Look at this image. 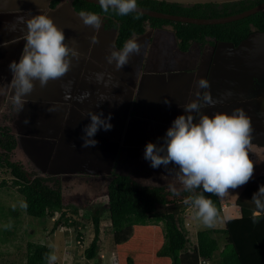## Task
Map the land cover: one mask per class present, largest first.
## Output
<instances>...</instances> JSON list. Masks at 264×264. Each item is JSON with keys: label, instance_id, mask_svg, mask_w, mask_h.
<instances>
[{"label": "trees", "instance_id": "obj_1", "mask_svg": "<svg viewBox=\"0 0 264 264\" xmlns=\"http://www.w3.org/2000/svg\"><path fill=\"white\" fill-rule=\"evenodd\" d=\"M262 1L264 0L182 3L170 0H137V5L171 14L212 18L244 11ZM47 7L50 11L56 9L57 13H61L63 17H66L67 14L78 16L82 10L97 13L103 20L102 31L113 30L115 32L113 44L117 50H121L124 43L131 38L146 34L149 29L152 30L154 35L151 37V46L142 61L140 73L144 88V91L141 92L144 100L141 99V102L143 105L151 104L152 107L148 109L146 106H141L142 108L138 110L132 106L130 109V112H133L134 109L137 112L148 114L141 120L138 117L137 121L132 124L133 129L130 135L137 137V143L141 140L138 136L143 133L150 134L152 137L158 134L162 137L159 142L164 143L166 131L177 116L175 114L179 108L177 103L180 101L184 105L196 99H194V95L198 91L196 82L201 78L209 79V72L220 64L223 54L228 49L231 51L240 50L241 45L244 42H249L251 37L264 34V9L230 22L194 24L155 18L138 12L119 16L110 9L108 13H103L99 4L85 0H49ZM75 22L74 24H76ZM2 37L3 34L0 33V40L3 39ZM14 50H10L6 56H2L3 59L7 57L6 65L11 63ZM172 53L183 56L188 64L187 66L181 64L179 68L174 67L167 70L168 72H182V74L176 81L173 80L170 85H166L167 72L161 74L156 69L155 63L160 57H166ZM185 70L188 72H184ZM147 71L148 73H144ZM202 73L203 75H201ZM160 76L165 78L163 84L156 81V78ZM254 80L260 85L258 77L252 78V82H255ZM142 87L140 86V89ZM257 99L258 97L249 96L248 98H231L230 100L234 103L244 101L243 103L247 105L246 112L249 115H262L263 106L258 103L253 105ZM165 100L170 101V104H165L163 102ZM241 103L238 106L240 109L242 108ZM221 108L224 106L219 107L218 103L212 107L206 106L205 110L201 111L202 113L209 111L215 113ZM181 110V115H186L183 107ZM22 112L26 115L29 123H32V126L28 128L29 133L25 134L20 130V134H16L11 131L10 127L0 125V171L2 174L9 175L8 178H10V181H7L3 177L0 180V186L8 185L23 196L28 216L52 219L53 225L50 229L52 233L58 226H73L76 237L80 239L86 227L77 219L66 216L63 191L59 179L56 177L58 175L44 176L31 171L15 156L16 147L20 146L19 138L23 136L33 144L41 139L43 142L51 143V147H55L56 138L50 140L45 136V133L46 130H54L56 126H61V123H46L44 119L46 112L43 115L40 112L38 115ZM76 115L82 116L79 112ZM155 118L163 119L160 126L165 128L156 127L155 129L152 126V119ZM147 121L149 122L147 123ZM70 127L74 128L71 125ZM68 128L63 129V132ZM99 170L101 169L93 170L89 167L88 171L80 172L83 174L95 171L94 175H85L83 182L94 181L97 177H101L96 174V171ZM105 175L107 177L105 205L99 204L100 206L92 208L90 205V211L87 209L80 211L85 219L91 221L93 231L92 239L84 250L86 259H93L98 253L101 222L104 220L103 213L107 210V217L110 221V238L117 248L132 237L135 225L147 222L162 223L163 243L155 250V254L157 257H168L171 260L169 263L163 261V264H264V210L257 209L252 200L253 195L258 192L261 186H264V173L254 174L234 197L233 204L238 208L237 217L226 219L223 228L196 229L193 235H190L191 231L187 229L189 223L186 220L194 211L190 205L184 203V200L190 195L203 194L213 201L219 214L218 217H221L226 208L221 197L203 193L202 188L194 189L191 192L179 188L174 193L162 185L141 184L126 174L111 173L108 175L106 173ZM71 212L77 216L80 215L74 207ZM57 213H59L58 217H56ZM254 214L256 215L255 223L253 222ZM77 225L79 229H77ZM25 249V264H48L45 257L46 254L51 253V249L47 245L28 241ZM127 260L128 258L125 259V261ZM55 264L59 263L55 262Z\"/></svg>", "mask_w": 264, "mask_h": 264}, {"label": "rangeland", "instance_id": "obj_2", "mask_svg": "<svg viewBox=\"0 0 264 264\" xmlns=\"http://www.w3.org/2000/svg\"><path fill=\"white\" fill-rule=\"evenodd\" d=\"M3 1L8 2V0H0V33L3 34V39L0 40V62L5 59L7 60V57L3 59L2 56H6V54L9 53L10 50H14L15 47L21 48L22 42L24 44L25 37L17 41V38L14 40L12 39L14 35H22L27 31L26 24L15 20L14 14H12V19L18 25L15 26V24L10 23L9 17L8 20H6L3 16V20L1 21V14L4 13L1 11L5 9V6L1 5ZM27 1H30V7L33 8V3L46 5L49 0ZM36 12L37 14H44V11L40 8H38ZM47 15L50 18L60 20L58 22V27L64 31L66 38L65 42L68 43L69 46H73L72 41L74 40L75 47L81 50L82 48H79L81 45L93 39L98 55H96L94 51L95 57H92L91 54L89 57V47H87L84 54L80 55L79 59L76 60V62L82 63L78 75L82 76L84 74V77H86L85 80L81 82V86H76L74 82L75 78L70 79L67 78L66 75L60 80L50 81L44 88H40L39 82L35 83L32 97H27V102L22 101L25 105L23 111L35 115H38L39 112L43 115V113L46 112L44 115L46 123H61L62 130L68 128V126L70 127V125L74 128L72 130L59 132L56 137L57 144L55 147H51V143L49 142L39 141L33 144L27 139L20 141V146L18 145V147H16L17 150L15 149V156L20 162L27 165L28 169L31 171H35L44 176L58 175L56 177H58L63 191V199L66 204V208H64L66 216L77 219V221L82 223L86 228H84L82 238L80 239L76 237V231L73 226H58V228H60L52 233L50 229L53 225V220L47 217L34 218L28 216L25 211L23 196L17 193L12 187L5 185L0 189V264H25V248L28 241L47 245L51 249V253H55L57 256L55 262L59 264H163V261H168L169 263L171 260L168 257H157L155 254V250L163 243L162 223L154 224L152 222H147L145 224L135 225L132 237L117 248V245H115L110 238V221L107 217V210L103 213L104 220L101 222L98 253L93 259H86L84 250L92 239L93 231L91 221L85 219L80 212L86 209L90 211V205L91 208L105 205L107 200L105 194L107 181L106 173L108 175L111 173L126 174L141 184L162 185L169 190L171 189L170 186L175 187V189L184 188L179 177L175 175V173L178 172L175 165L169 164L167 169L164 166L154 169L150 166V161L144 159V151L147 143L151 142L157 146L163 144L159 142L162 138L160 135L156 134L152 137L150 134L143 133L138 136V138L141 139L138 143L137 137L130 135L133 129L132 124L137 121L138 117L141 120L143 117L148 116L146 112L140 113L134 109L133 112H130L131 107L133 106L135 109L141 106H146L148 109L152 107L151 104L143 105V102L134 105V97L137 98L138 96L139 99L141 97V99L144 100V96L140 91L138 78L140 77L141 79L142 74L139 76V73H141L142 61H144V58L147 56L146 52L151 46L150 41L154 34L152 30L149 29L146 34L144 33L131 38L130 40H135L141 45V52L139 55H132L129 64L117 71L115 70L114 64H107L105 59L106 55H108L113 48L117 50L113 44L115 35L113 30L104 32L100 29L97 31L91 27L85 26L82 22L78 23V21L72 17L67 21L63 16L60 18V14L57 13L56 9L53 11L49 10ZM78 18H80L79 15ZM74 22L76 24H74ZM17 30L20 31L19 34H16ZM12 34L13 36H11ZM254 40L259 41L261 44L259 48L260 52L263 54L262 59L264 62V38L253 37L250 43L252 44ZM256 46L258 47V45ZM226 52L231 55L228 56L229 59L227 61H221L219 67H222L224 70L226 67L231 66L232 70L229 73L230 77L228 79L224 77L221 78L218 69H213L209 72L210 76L208 77V81L211 85L209 91L212 97L214 99H219L225 92L231 91L232 95L224 99L223 103H219V107H225L224 111H229L231 107L234 108V101H231V98L242 99V97L248 98L249 96L252 98L258 97L255 101L261 99V105L264 110V91L262 92L261 86L258 85L255 80V82H252V78L256 79L258 73L253 72L254 75H252L251 80H247L250 76H247V74L252 72L250 69L251 67L248 66L250 64V61H248L249 57H239V51H231L230 49ZM21 54L22 51H15L10 62H18ZM232 56L233 60L230 61ZM234 59L238 60V62L243 59L248 68L244 67V65L241 66L242 64L234 65L236 61ZM84 63H87L86 66ZM100 64L101 67L99 66ZM243 69H246L247 72L244 73ZM69 72L74 73V68L72 67ZM160 72L161 74L167 72L166 85H170V82L173 80L176 81L182 74V72L176 73L166 70H160ZM184 72L187 73L188 70ZM95 73H104L105 80H115V82L112 83L113 85H111V91L109 90V98L104 97L102 99L104 106L102 107L103 111H100L103 112L104 115H111L109 122L112 128L109 131L101 129L92 137V139L97 141L95 147L82 148L81 145L83 140L81 136L83 132L78 122L84 120L85 125L90 122L89 120L87 122L86 116L76 115V110H86L84 113H87L89 109L87 110L85 105L79 102L76 97L82 95L80 94L81 89L87 88L88 79L94 81V85L90 88L91 91L100 88L95 85ZM144 73H148V71ZM201 75H203V73ZM262 76L264 77V75ZM260 77L261 75L258 79ZM77 80H79V78H77ZM69 82H71L70 91L66 93L62 85H68ZM195 98L196 95H194V99ZM70 99L74 100V104L71 103ZM91 99H93V97ZM49 103L51 104L48 106ZM90 103L91 101H87V104ZM182 105L180 101L177 103L179 108L178 112L175 113L177 115L176 118L181 115L180 111ZM91 107L93 108L92 105ZM49 108H53L55 111L49 113L47 111ZM203 109L205 110V107L202 108V110ZM204 114L210 116L214 113L209 111ZM246 115L249 117L252 124L251 143L248 147V156L254 164V174H257L259 170L263 174L264 111L262 115H249L247 112ZM25 119L26 115L20 111L14 103V87L11 73L8 72V65L2 62L0 63V125L3 124L10 127L13 133L17 134L21 130L22 133L26 134L29 133L30 130H28V128L32 126V123L25 124ZM58 120L59 122H57ZM148 122L149 121H147V123ZM162 122L163 119L161 118L152 119V126L155 129L156 127H164L160 126ZM41 123L43 125L42 119ZM51 151L53 152L50 154ZM89 167L93 168V170L97 168L101 169L96 171V174L101 177H99L100 179L97 177L94 181L88 180L85 183L83 182L85 175L95 174V171L81 174L83 171H88ZM168 169H173V173L170 174ZM8 176L7 174H2L0 171V180L4 177L7 181H10ZM241 188L242 186L236 189H230L228 194L221 197L222 202L226 205L232 204L234 197ZM73 207L78 210L77 213L80 215L77 216L71 212ZM234 211L235 210L227 209V216H224L225 211L224 214L222 212L221 217H218L214 227L223 228L224 220L237 214V211L236 214ZM58 215L59 213L56 214V217H58ZM186 221L189 223L187 229L191 231L190 235H193L196 229H209L205 228L194 218V213H191ZM80 223L79 225H81ZM77 229H79L78 225ZM64 255L65 257L62 259ZM126 258H128L127 261H125Z\"/></svg>", "mask_w": 264, "mask_h": 264}, {"label": "clouds", "instance_id": "obj_3", "mask_svg": "<svg viewBox=\"0 0 264 264\" xmlns=\"http://www.w3.org/2000/svg\"><path fill=\"white\" fill-rule=\"evenodd\" d=\"M103 13L111 9L119 16H127L137 12V0H98ZM79 17L85 26L100 30L103 20L94 12L80 11ZM26 24L25 43L19 61H12L9 70L12 73L14 87V103L20 111L24 109L22 101L27 100L34 90V81H39L44 88L50 81L62 79L72 67V58L79 59L80 53L75 47L66 43L64 31L47 15L37 14L28 19L21 18ZM95 42V41H93ZM141 45L135 40H128L121 50L113 48L105 59L119 71L129 64L132 55H139ZM104 73H95L96 81H104ZM70 84L62 85L65 92L70 91ZM211 85L207 79L196 82V99L182 105L186 115L178 116L166 131L164 143L157 146L147 143L144 159L150 161L152 168L173 164L178 169L177 175L186 191L202 188L203 193L210 196L224 197L230 189L245 185L254 175V164L249 159L248 147L251 143L252 124L243 109L236 108L231 114L216 112L212 116L202 113V108L223 103L231 96L225 92L219 99H214L209 91ZM204 90V91H200ZM84 92L76 99L83 102L89 97ZM67 98V96H66ZM103 99V96H101ZM170 104V101H163ZM49 113L55 109H47ZM195 114V115H194ZM82 116L90 118V123L82 129V148L95 147L97 141L92 139L98 131H109L112 128L111 115L104 117L103 112H82ZM25 124L29 123L25 119ZM173 173V169H168ZM176 193V189L170 186ZM257 209L264 210V186H261L252 197ZM194 211V218L205 228H213L218 219V211L210 198L203 194L190 195L185 200ZM256 222V215L253 216ZM7 227V226H6ZM48 264H55V253L46 254Z\"/></svg>", "mask_w": 264, "mask_h": 264}, {"label": "crops", "instance_id": "obj_4", "mask_svg": "<svg viewBox=\"0 0 264 264\" xmlns=\"http://www.w3.org/2000/svg\"><path fill=\"white\" fill-rule=\"evenodd\" d=\"M170 1H176V2H182V3H194V2H202V1H223V0H170ZM1 5H4L5 6V9H4V11H1V12H4L3 14H1L2 15V17H1V21L3 20L2 18H3V16H4V18L6 19V20H8V17H9V20H10V23H12V24H15V26L16 25H18L16 22H14L13 21V19H12V14H14L15 15V20H17V21H20L21 22V18H23V19H28V18H30L31 16H33V15H37V9L38 8H40V9H42L43 11H44V15H47V13H48V11H49V9H48V7H47V4L46 5H44V4H41V5H38V4H35V3H33L32 5H33V8H31L30 7V1H27V0H8V2L7 1H3V4H1ZM60 14V18L62 17V15H61V13H59ZM48 16V15H47ZM74 18V19H76V21H78V23H81L82 22V20H81V18H78V16L75 14V15H69V14H67V16L66 17H64V19H66L67 21H68V19H70V18ZM53 21H54V23L58 26V22L60 21V20H56V19H53ZM22 23V22H21ZM20 33V31L19 30H17L16 31V34H19ZM26 34V33H25ZM25 34H20V35H14V37L12 38L13 40L14 39H16L17 38V41L20 39V38H23V37H25ZM11 36H13V34L11 35ZM24 39V38H23ZM12 41V40H11ZM77 41H80V40H77ZM94 40L92 39V40H88V42H86V43H84L83 45H81L79 48H82L81 50L80 49H77L78 50V52L80 53V55H83L84 54V52L86 51V48L87 47H89V52H88V56L90 57V54H91V56L92 57H95V53H94V51L96 52L97 51V49L95 48V42H93ZM24 43H25V39H24ZM23 46H24V44H23V42H22V46H21V48L20 47H15L14 49V52L16 51V52H18V50L19 51H22L23 50ZM70 47H71V45H70ZM93 51V52H92ZM92 52V53H91ZM96 55H98V52H96ZM88 61V60H87ZM4 63L6 64L7 63V60H5L4 61ZM71 63H72V67L74 68V73H71V72H68L67 74H66V76H67V78H75V80H74V82H75V84H76V86H81V82L83 81V80H85V78L86 77H84V74L82 75V76H79L78 75V71H79V69L82 67V63H78V62H76V59L75 58H72V61H71ZM86 64L87 63H84V65L86 66ZM100 67H101V64L99 65ZM72 67H71V69H72ZM8 72H10V70H9V64H8ZM140 74V73H139ZM11 76H12V73H11ZM77 78H79V80H77ZM138 83H140V86L142 87V80L140 79V78H138ZM37 82H39V81H34L33 83H34V85H35V83H37ZM113 82H115V80H105L104 79V81L103 82H97L96 81V83H95V85H97V86H99L100 88L98 89V90H94V91H91V86L92 85H94V81L93 80H89L88 79V86H87V88H85V89H81V92H80V94H83L84 92H89L90 93V95H89V97L87 98V99H85L83 102H81L82 104H84L85 105V107L87 108V110L88 111H94V112H97V113H100V111H103V106H104V104H103V101H102V98H101V96H103V98L104 97H106V98H109V96H110V91H111V85H113L112 83ZM260 82L262 83V85H263V87H264V79H263V81H261V79H260ZM35 89V88H34ZM264 89V88H263ZM262 89V90H263ZM110 90V91H109ZM34 91V90H33ZM140 91L142 92V91H144V88L142 87L141 89H140ZM32 95H33V92L31 93V95L30 96H28L29 98H31L32 97ZM93 97V99H91ZM134 99H135V102H134V105L136 104V103H141V97H140V99L138 98V96H137V98H135L134 97ZM70 101H71V103H73L74 104V100L73 99H70ZM87 101H91V103L90 104H87ZM26 102H27V100H26ZM262 101H261V99L260 100H258V101H254V104L253 105H257V103L258 104H262L261 103ZM51 103H49L48 105H50ZM46 105V104H45ZM67 105H69V104H67ZM91 105L93 106V108L91 107ZM233 105H234V108H230V110L229 111H224L225 110V107L224 108H221V109H218L217 111H215V112H227V113H229V114H231L232 113V111L234 110V109H236V108H239L238 107V105H235L234 103H233ZM137 107V106H136ZM261 107V106H260ZM142 107H140V108H138V110L139 109H141ZM98 109V110H97ZM124 109V108H123ZM243 109V108H242ZM244 110V112H246V110H247V106H246V109H243ZM84 111H86V110H82V109H77L76 110V112H79V113H82V112H84ZM108 117L107 115H104V117ZM88 120H89V122H91L90 121V118L88 119L87 118V122H88ZM78 124H80V126H81V128L83 129L84 128V126H85V124H84V120L83 121H81V122H78ZM66 129V128H65ZM73 128H71V127H69L68 128V130H72ZM62 130V125L61 126H59V127H57L56 126V128L54 129V130H50V131H47L46 130V137L48 138V139H50V140H53L54 138H56L57 137V135L59 134V132H63V130ZM67 130V131H68ZM19 133V132H18ZM20 134V133H19ZM52 136V137H51ZM43 137V136H42ZM25 139H27V137H25V136H23V137H20L19 138V141L21 140V141H23V140H25ZM39 141H41V139H39L37 142H39ZM53 151H51L50 152V154L52 153ZM258 173L259 174H261V172H260V170L258 171ZM2 187H0V189H1ZM226 208H225V215L224 216H227V209H232V210H235L234 212H235V214H236V211H237V214L235 215V216H233V217H237L238 216V208L232 203V204H229V205H226L225 206ZM232 217V216H231ZM231 217H228V218H231ZM227 218V219H228ZM225 221V220H224ZM60 228V227H59ZM59 228H57V229H59ZM56 229V230H57ZM65 254H66V251H65ZM65 257V255L62 257V259ZM73 262V261H72ZM71 262V263H72Z\"/></svg>", "mask_w": 264, "mask_h": 264}, {"label": "water", "instance_id": "obj_5", "mask_svg": "<svg viewBox=\"0 0 264 264\" xmlns=\"http://www.w3.org/2000/svg\"><path fill=\"white\" fill-rule=\"evenodd\" d=\"M85 1L98 4V0H85ZM137 9H138V11H137L138 13L146 14L148 16L155 17V18L168 19V20H172V21L194 23V24H217V23H225V22L238 20V19L244 18L246 16H249L253 13H256L260 10H263L264 9V1L260 2L259 4L253 6L249 9H246L244 11H241V12H238V13H235L232 15H227V16H222V17H212V18H200V17H190V16H185V15L171 14V13L161 12V11H157L154 9L142 7L140 5H137ZM259 36H256V37L257 38H264V34H261ZM252 38L253 37H251L249 39V42H244L241 45L240 50H237V51H239L238 55H239V57H249L248 61H250V64L248 66L251 67L250 69L252 70V72L250 74L249 73L247 74V76L250 75L249 78H247V80H250L252 75H254L253 72L254 73L257 72L258 73L257 77H259L261 75L259 80L261 79V81H263L264 77L262 75H264V64H263L264 62L262 59L263 54L260 52V48H259V46L261 44L257 40H254L253 43L251 44L250 42H251ZM256 45H258V47ZM230 55H231L230 53L225 52L223 54V57L221 58L220 62L221 61H227L229 59L228 56H230ZM224 56H227V58H224ZM232 60H233V56L230 59V61H232ZM234 60H236V59H234ZM237 64H242L241 66L244 65V67L248 68V66L245 64L243 59L240 62H238V60H236L234 62V65H237ZM219 65H221V64H219ZM219 65L215 69L219 70V74H221V78L224 77L225 79H228L230 77L229 73L232 70V67L229 66L223 70V68L219 67ZM243 72L245 73V72H247V70L243 69ZM231 74H232V72H231ZM260 86L262 89L264 88L261 82H260ZM262 91H264V89Z\"/></svg>", "mask_w": 264, "mask_h": 264}, {"label": "flooded vegetation", "instance_id": "obj_6", "mask_svg": "<svg viewBox=\"0 0 264 264\" xmlns=\"http://www.w3.org/2000/svg\"><path fill=\"white\" fill-rule=\"evenodd\" d=\"M184 65V66H187V60H184V57L183 56H180V55H178V54H175V53H172L171 55H169V56H164V57H160L158 60H157V62L155 63V66H156V69L158 70V71H160V70H169V69H173L174 67H178L179 68V66L180 65ZM156 81H160L161 82V84H163L164 83V81H165V78L164 77H162L161 78V76L160 77H157L156 78ZM169 100V99H168ZM240 102H242L241 103V106H242V108L243 109H246V104H244L243 102L244 101H240ZM239 102V103H240ZM239 103L238 102H236V103H234L235 105H238L239 106ZM161 106V105H160ZM156 107H159L158 105H156ZM241 108V109H242ZM181 112H182V110H181Z\"/></svg>", "mask_w": 264, "mask_h": 264}]
</instances>
